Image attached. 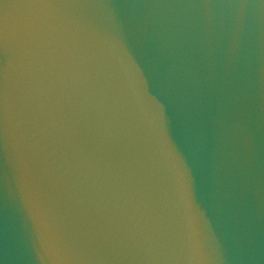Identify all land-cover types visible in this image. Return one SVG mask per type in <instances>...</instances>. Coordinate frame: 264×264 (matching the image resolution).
Wrapping results in <instances>:
<instances>
[{"label":"water","instance_id":"water-1","mask_svg":"<svg viewBox=\"0 0 264 264\" xmlns=\"http://www.w3.org/2000/svg\"><path fill=\"white\" fill-rule=\"evenodd\" d=\"M0 264H264V0H0Z\"/></svg>","mask_w":264,"mask_h":264}]
</instances>
